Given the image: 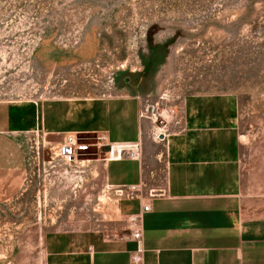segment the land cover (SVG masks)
Listing matches in <instances>:
<instances>
[{"label": "rangeland", "instance_id": "1", "mask_svg": "<svg viewBox=\"0 0 264 264\" xmlns=\"http://www.w3.org/2000/svg\"><path fill=\"white\" fill-rule=\"evenodd\" d=\"M134 98L140 157L164 151V137L215 150L217 184H232L248 220H264V0H0V121H16L0 146L20 167L0 195V264H31V230L52 231L58 252L132 237L128 208L150 190L109 187L100 154L111 143L54 137L47 107ZM70 135L97 144L66 160ZM154 165L163 181L164 152Z\"/></svg>", "mask_w": 264, "mask_h": 264}, {"label": "crops", "instance_id": "2", "mask_svg": "<svg viewBox=\"0 0 264 264\" xmlns=\"http://www.w3.org/2000/svg\"><path fill=\"white\" fill-rule=\"evenodd\" d=\"M137 101L134 98L125 103L85 104L53 100L47 107V129L49 134L61 139L72 131L96 138L99 145L111 143L113 149H100V157L107 160L108 186L150 190L148 196L128 208V212L136 214L144 205H150V210L142 214L143 264H264V220H248V209L242 207L244 199L232 195V184H217L215 150L179 147L176 140L164 137L167 141L164 151L145 149L143 157L137 154V145L146 128L142 121L143 107ZM35 108L33 105L32 110ZM8 120L0 121V134L16 129V121H10L12 117ZM115 145L131 146L130 152L123 153L126 149L122 148L115 152ZM163 152L161 181V172L153 168ZM13 154L11 149L0 146V195L10 192V184L5 182L8 174L20 169L9 165ZM155 172L159 179L158 176L154 179ZM31 232L37 237L31 264H130L131 253L136 248L135 240L129 237L122 241L103 239L95 252H89L87 244L75 245L74 249L71 245L68 250L58 252L50 239L52 231ZM22 233L17 231L13 235L14 244L21 242L17 237ZM107 241L109 244H105ZM14 264L21 263L16 260Z\"/></svg>", "mask_w": 264, "mask_h": 264}, {"label": "built area", "instance_id": "3", "mask_svg": "<svg viewBox=\"0 0 264 264\" xmlns=\"http://www.w3.org/2000/svg\"><path fill=\"white\" fill-rule=\"evenodd\" d=\"M90 145H91L90 143L80 140L77 135H70L66 140H64V143L62 144L61 154L63 158L71 161L78 157L79 152L87 151ZM133 152L134 151L131 152L132 155ZM137 191L138 190L136 188L130 187L128 189L127 196L129 198H134L135 196H138L135 195ZM123 193L124 192H121V195L119 196H122ZM149 210H150V205L146 204L142 207V211L140 213L133 214L130 217V220L134 224V228L131 234L136 242V248L131 253L130 264H143V254L145 251V247H144V232L142 226L143 225L142 214L143 211H149Z\"/></svg>", "mask_w": 264, "mask_h": 264}]
</instances>
